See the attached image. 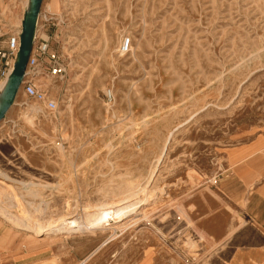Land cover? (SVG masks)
<instances>
[{
    "label": "rangeland",
    "instance_id": "obj_1",
    "mask_svg": "<svg viewBox=\"0 0 264 264\" xmlns=\"http://www.w3.org/2000/svg\"><path fill=\"white\" fill-rule=\"evenodd\" d=\"M27 2L0 0L5 38ZM38 24L67 71L41 59L58 108L23 87L0 123V251L54 237L92 264H264V229L221 196L237 157L264 187V0H44Z\"/></svg>",
    "mask_w": 264,
    "mask_h": 264
},
{
    "label": "crops",
    "instance_id": "obj_2",
    "mask_svg": "<svg viewBox=\"0 0 264 264\" xmlns=\"http://www.w3.org/2000/svg\"><path fill=\"white\" fill-rule=\"evenodd\" d=\"M2 30L0 25V42L5 40ZM3 84L4 82L0 81V89ZM240 162L241 158L237 157L231 175L221 180V196L239 207L249 217L252 225L264 229V187L262 194L257 191L260 187L258 169L241 167ZM261 174L264 175L262 169ZM13 240V243H7L0 251V264H39L52 261L53 258L59 259V264H74L79 260L90 259L84 248H81V251L76 250L74 246L68 245V242L54 237L32 239L25 236L18 240L14 236ZM77 241H80V238ZM100 246L94 245L88 253L92 255Z\"/></svg>",
    "mask_w": 264,
    "mask_h": 264
},
{
    "label": "built area",
    "instance_id": "obj_3",
    "mask_svg": "<svg viewBox=\"0 0 264 264\" xmlns=\"http://www.w3.org/2000/svg\"><path fill=\"white\" fill-rule=\"evenodd\" d=\"M20 34L21 32L9 34L4 41L0 42V81L2 82L6 81L14 67L15 59L20 48ZM130 49L131 40L127 37L122 41L120 50L122 53H128ZM44 58L47 59L50 74L55 78L62 79L67 71L62 57L52 49L48 39L38 37L36 30L33 52L28 62L26 77L22 86L29 97L39 101H46L49 109L56 110L58 108L57 99L50 98L47 92L36 81L38 69L41 64L40 61ZM80 264L92 263L90 259H84Z\"/></svg>",
    "mask_w": 264,
    "mask_h": 264
},
{
    "label": "water",
    "instance_id": "obj_4",
    "mask_svg": "<svg viewBox=\"0 0 264 264\" xmlns=\"http://www.w3.org/2000/svg\"><path fill=\"white\" fill-rule=\"evenodd\" d=\"M44 0H28L25 16L22 20L20 48L14 67L0 89V123L15 103V99L24 83L30 56L33 52L34 38L41 15Z\"/></svg>",
    "mask_w": 264,
    "mask_h": 264
},
{
    "label": "bare ground",
    "instance_id": "obj_5",
    "mask_svg": "<svg viewBox=\"0 0 264 264\" xmlns=\"http://www.w3.org/2000/svg\"><path fill=\"white\" fill-rule=\"evenodd\" d=\"M37 32H38V28H37ZM37 35H38V33H37ZM22 88H23V86L20 88V91H21ZM126 202H128V201L126 200ZM134 205H136V203ZM134 205H131V206H123V207L120 206V208H118V210H116V211H118V217L121 216L124 213V211H127L129 208L133 207ZM111 212L112 211H110V209L103 208L102 211H99V212L93 214L92 216L90 215L91 216V219L89 221V218H88V221L90 222V225H92L93 227H94V225H99V226L102 225V224L104 225V219L107 217L108 214L110 215ZM27 221H29V220H27ZM17 222H19V221H17ZM21 225H24L25 226V227L23 226L24 228L27 227V229H32L33 231H35L36 235H44L45 233H52V232L53 233H56V232L57 233H73V231H74V230L68 229V227L66 228L64 226L63 227H59V228H54V229H52V228H45L44 226H41V225H38V224H36V225L33 226V224L31 225V224H28V223H26L24 221L21 222ZM102 228H104V227H102ZM50 230H52V232H49Z\"/></svg>",
    "mask_w": 264,
    "mask_h": 264
}]
</instances>
